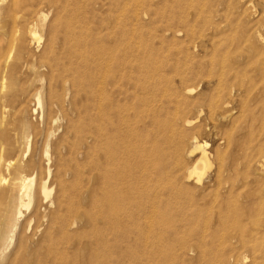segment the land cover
Wrapping results in <instances>:
<instances>
[{
  "label": "rangeland",
  "instance_id": "obj_1",
  "mask_svg": "<svg viewBox=\"0 0 264 264\" xmlns=\"http://www.w3.org/2000/svg\"><path fill=\"white\" fill-rule=\"evenodd\" d=\"M13 11L16 19L12 25L24 48L19 53L21 65L11 71L5 68L10 86L0 95L3 133H15L13 127L20 126L25 115L31 133H38L31 151L42 170L50 165L39 156L43 138L49 135V143L54 145L50 143L51 155L61 154L70 171L65 176L67 195L61 212L68 210L66 223L74 222L61 236L56 224L43 220L38 228L31 227L24 234L27 246L20 253L18 229L24 214L32 211L31 205L10 242L1 247L0 264H264V0H0V26ZM3 37L0 33V55L7 50ZM44 46L52 47L51 67H40L45 74L41 80L33 77L24 62L38 67V54ZM105 51L114 53L115 72L127 76L118 81L121 91L131 90L129 80L143 70L160 73L167 94L172 86H194L188 97L203 102L202 112L180 106L177 113L192 118L188 128L205 125V131L199 127L193 132L206 142L207 151L221 149V183L231 185L229 190H216L214 182L211 196L198 199L191 208L164 200L159 216L162 225L153 230L132 224L113 229L97 220L93 139L98 59L107 54ZM226 96L231 101L224 109L221 103ZM175 115L176 106L170 109L167 120ZM220 127L233 129L236 140L232 145L221 144ZM185 142L188 145L189 138ZM26 152L24 159L30 150ZM15 154L11 149L7 158ZM213 159L205 177L212 176L218 167ZM189 160L181 156L179 165ZM4 176L8 178L6 172ZM52 187L51 199L56 200L59 193L55 184ZM54 209L52 204L47 214ZM147 217L151 214L139 220ZM156 217L158 214L154 220ZM146 222L151 223V219ZM46 230L53 241L45 240ZM255 257L257 263H253Z\"/></svg>",
  "mask_w": 264,
  "mask_h": 264
},
{
  "label": "bare ground",
  "instance_id": "obj_2",
  "mask_svg": "<svg viewBox=\"0 0 264 264\" xmlns=\"http://www.w3.org/2000/svg\"><path fill=\"white\" fill-rule=\"evenodd\" d=\"M14 11L11 17L8 15L10 19L1 23L0 26V33L6 37L7 44L6 52L0 55V95L3 89L7 88L6 86H10V82L6 79L5 73L7 71H5V68L11 71L21 65L19 53L24 48L19 44L21 43L20 39L16 36L14 24L12 25L16 19ZM7 32H9L8 35L6 34ZM34 33V31L31 32L32 35ZM51 51V46H44L41 53L38 54V63L40 62L38 67H35V64H31L28 60L24 62L33 77L39 79L45 77V74L40 71V67H51L49 59ZM106 53L107 56L103 54L98 59L100 69H98L99 74L97 76L96 126L93 139V146L95 148L93 170H95L96 176L94 204L97 220L99 219L104 224V227L108 225L113 229H123L128 227L127 224H132L134 228H141L142 226L143 229L153 230L162 225V219L160 220L159 216L161 215L164 200L169 203L178 204L183 208H191L195 206L198 199L202 200L208 195L211 196V191L214 189L210 187H213L214 182L218 185L216 190L219 188L224 191L229 190L231 185L224 187L222 183H226V181L221 183L224 158L222 159L223 153L220 151L221 149H218L219 146L215 150L213 149L212 153L207 151L206 142L198 139L197 132H193L199 129L201 125L188 128L192 126V118L190 119L177 113L180 106H183L186 110L196 108L199 113L202 112L203 109L201 107L203 102L201 100L200 102L198 97L196 99L188 97L193 93L194 86L189 84L183 87L180 86L181 89H179L175 85L176 87L172 86L171 90L169 88L170 94H167L162 89L163 85L161 86V84L164 81H162L160 73L158 74L151 70L152 72L149 71L151 73L149 74L143 72V70L138 75L139 71H135V77L129 80L130 83L132 81V86L128 85L131 87V90L125 89L126 91H121L122 88L119 89L121 81H118L123 77L120 74L118 75L115 72L116 70L113 69L114 63L117 65L116 59L113 57L114 53ZM72 54L74 53L72 52ZM136 55L138 56V53ZM117 59L120 60V57ZM120 61L122 62V59ZM94 69L96 70V68ZM126 74L128 75V73ZM48 75L51 76L52 71ZM126 84H123V86H126ZM164 87H166L165 84ZM35 96L38 104H40L37 92H35ZM230 101V97L226 96V99L223 102L221 101V106L224 109L227 108ZM50 106L51 103L49 102L48 108ZM175 106L177 117L175 115L173 118L170 117V120H167L170 109ZM210 108H213V106ZM47 117L50 119L48 115ZM22 118L20 126L13 127L15 133H3L4 115L0 114V249L10 242L23 213L28 211L29 207L33 205L32 211L27 215L24 214V219L20 223V229H18L20 237L17 240V246L20 253H23L27 246L24 234L31 227L34 230L38 228L43 220L46 221L48 219L49 221L50 219V223L56 224V229L61 233V236L67 233L68 228L74 222V220L72 222L69 221L70 223L67 224L66 220L68 216L66 214L69 212L68 210H65V213L61 212L67 195L65 176L68 170L66 159L61 154L56 156L51 155L53 150L50 146L51 142L49 143V135L45 136L42 144V155L39 154V156H41L40 160L46 161L50 165L42 170L40 161L36 162L33 159L34 152L33 150L31 151V146H36L37 144L38 133H31L30 121L25 115ZM53 119H56V117ZM53 119L52 122H56L57 119L55 121ZM203 131H205V128ZM221 133L222 137H218L222 140L221 144L224 142V147L225 145L230 146L235 142V133H233L232 128L222 127ZM185 138H189L188 145L185 142ZM63 148L61 151H64ZM11 149H15L16 154L13 158H7V152ZM27 150H30V153L24 159ZM181 156L182 158L183 156L189 157L190 160L185 164L181 162V165H179ZM213 158H215L218 167L212 176L205 177L206 172L212 167ZM4 172L7 173L8 178L4 176ZM4 182L8 184L5 188H2L1 186ZM53 184L56 185L59 193L56 200L51 199ZM212 196L217 199L216 193H213ZM184 203L187 205H184ZM52 204L55 205V209L50 211V214H47L46 210ZM172 209L174 210L173 207ZM146 213L151 214V217H147L151 219V223L146 222L147 218L143 222L139 220V217L146 216ZM157 214V220H154ZM34 219H37V224L33 227L32 221ZM45 236L46 241H53L49 232ZM20 253L18 256H21ZM256 258L253 260V263H257ZM48 260L50 261V258ZM59 261L61 262V260H58V263Z\"/></svg>",
  "mask_w": 264,
  "mask_h": 264
}]
</instances>
